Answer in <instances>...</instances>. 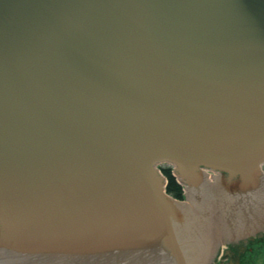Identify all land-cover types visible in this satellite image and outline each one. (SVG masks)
I'll return each mask as SVG.
<instances>
[{
	"label": "water",
	"instance_id": "water-1",
	"mask_svg": "<svg viewBox=\"0 0 264 264\" xmlns=\"http://www.w3.org/2000/svg\"><path fill=\"white\" fill-rule=\"evenodd\" d=\"M262 168L264 0H0V264H210Z\"/></svg>",
	"mask_w": 264,
	"mask_h": 264
},
{
	"label": "rangeland",
	"instance_id": "rangeland-1",
	"mask_svg": "<svg viewBox=\"0 0 264 264\" xmlns=\"http://www.w3.org/2000/svg\"><path fill=\"white\" fill-rule=\"evenodd\" d=\"M249 241L251 243H248V248L241 251V254L237 251L238 253H232L231 256L218 257L217 264H264V235Z\"/></svg>",
	"mask_w": 264,
	"mask_h": 264
},
{
	"label": "flooded vegetation",
	"instance_id": "flooded-vegetation-1",
	"mask_svg": "<svg viewBox=\"0 0 264 264\" xmlns=\"http://www.w3.org/2000/svg\"><path fill=\"white\" fill-rule=\"evenodd\" d=\"M262 170L264 172V168H262ZM210 176L211 177L212 176H218V173L214 174V173L210 172ZM260 231L261 232L263 231V232L261 233ZM255 233L257 234L255 236V238H257V236L261 237V236L264 235V223L260 224L258 230L253 231L251 233V235L255 234ZM249 242L251 243V241H249V238H246L245 236L238 237V239L233 240V241H220L218 243V246H217V249H216V252H215V256L212 259V262L210 264H216V259L218 257H221V256H225V255L231 256V254L235 253V252L236 253L239 252L241 254V251H243L245 248H248V243ZM232 258H233V256H232ZM218 264H220V263H218Z\"/></svg>",
	"mask_w": 264,
	"mask_h": 264
},
{
	"label": "trees",
	"instance_id": "trees-1",
	"mask_svg": "<svg viewBox=\"0 0 264 264\" xmlns=\"http://www.w3.org/2000/svg\"><path fill=\"white\" fill-rule=\"evenodd\" d=\"M161 170L165 177L167 178V193L171 196L183 200L184 195V188L183 186L178 182L177 178L173 175V168L170 165H163L161 166Z\"/></svg>",
	"mask_w": 264,
	"mask_h": 264
}]
</instances>
